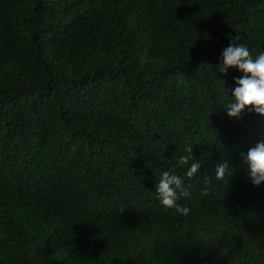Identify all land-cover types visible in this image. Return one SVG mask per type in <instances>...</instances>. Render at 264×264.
<instances>
[{
  "label": "trees",
  "instance_id": "obj_1",
  "mask_svg": "<svg viewBox=\"0 0 264 264\" xmlns=\"http://www.w3.org/2000/svg\"><path fill=\"white\" fill-rule=\"evenodd\" d=\"M234 43L264 51V0H0V264H264L241 159L264 117L229 118L244 73L217 71Z\"/></svg>",
  "mask_w": 264,
  "mask_h": 264
},
{
  "label": "clouds",
  "instance_id": "obj_2",
  "mask_svg": "<svg viewBox=\"0 0 264 264\" xmlns=\"http://www.w3.org/2000/svg\"><path fill=\"white\" fill-rule=\"evenodd\" d=\"M238 39V37L236 38ZM222 65L217 71L226 74L228 69L235 68L244 73L243 77L235 79L236 87L231 90V100L226 106V114L229 118H238L245 109H251L257 115L264 117V51L253 58L249 49L244 45L230 44L221 54ZM189 154L179 157V165L190 167L185 173L187 180L191 181L199 173L201 162L195 160L192 155V148L187 149ZM242 163L249 169V179L253 186H259L264 182V142L258 143L251 148L247 155L242 154ZM231 171L227 162H222L215 167V178L224 181L230 176ZM206 183L210 184L207 179ZM193 185L185 183L180 176L164 171L156 184V199L165 211L174 209L181 216H186L190 208L178 203L181 198L188 199L192 195ZM208 189L202 191L207 194Z\"/></svg>",
  "mask_w": 264,
  "mask_h": 264
}]
</instances>
